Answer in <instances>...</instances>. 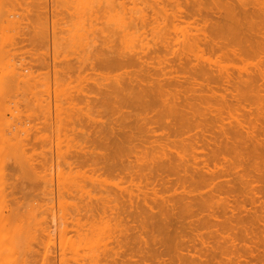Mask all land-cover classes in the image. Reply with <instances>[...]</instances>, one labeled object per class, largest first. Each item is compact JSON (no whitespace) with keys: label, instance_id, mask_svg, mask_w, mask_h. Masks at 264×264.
<instances>
[{"label":"rangeland","instance_id":"obj_1","mask_svg":"<svg viewBox=\"0 0 264 264\" xmlns=\"http://www.w3.org/2000/svg\"><path fill=\"white\" fill-rule=\"evenodd\" d=\"M107 1L0 0V264H264V0ZM235 119L259 146L245 126L234 141ZM18 157L30 168L13 169ZM72 212L90 239L117 233L82 243L95 262L60 260L64 225L77 242Z\"/></svg>","mask_w":264,"mask_h":264},{"label":"bare ground","instance_id":"obj_2","mask_svg":"<svg viewBox=\"0 0 264 264\" xmlns=\"http://www.w3.org/2000/svg\"><path fill=\"white\" fill-rule=\"evenodd\" d=\"M108 2H109V1L106 0V3H108ZM110 2H112V1H110ZM263 2H264V1H263ZM112 4H113V3H111V4L109 3V5H110V10H111V5H112ZM109 5H108V6H109ZM106 6H107V5H106ZM112 6H113V5H112ZM261 6H262V5H261ZM108 8H109V7H108ZM244 8H245V7H244ZM246 8H247V7H246ZM258 9H259V8H258ZM261 9H262V8H261ZM123 10H124V9H123ZM244 10H245V9H244ZM113 11H114V10H113ZM242 11H243V10H242ZM123 12H124V11H123ZM111 13H112V11H111ZM111 13H110V14H111ZM114 13L117 14V12H114ZM92 14H93V13H92ZM96 14H98V11L96 12ZM96 14H95V15H96ZM110 14H109V16H110ZM112 14H113V13H112ZM112 14H111V15H112ZM120 14L123 15L122 12H121ZM124 14H125V12H124ZM118 15H119V14H118ZM118 15H117V17H118ZM242 15H243V14H242ZM92 16H94V14H93ZM96 16H97V15H96ZM113 16H114V15H113ZM119 16H120V15H119ZM262 16H263V15H262ZM87 17H89V16H87ZM114 17H115V16H114ZM123 17H124V16H123ZM97 18H98V16H97ZM97 18H96V19H97ZM108 18H109V17H108ZM112 18H113V17H112ZM172 18H174V17H172ZM85 19H86V17H85ZM92 19H93V18H92ZM121 19H123V18H121ZM244 19H245V18H244ZM82 20H83V19H82ZM124 20H126L125 17H124ZM131 20H132V19H129V22H130ZM167 20H168V22H171V21L173 22V20H170V19H167ZM84 21H85V20H84ZM119 21H120V20H119ZM240 21H241V20H240ZM107 22L109 23V22H111V20H110V21H107ZM112 22H113L114 25L116 24V26H115L114 28L116 29V31L119 32V35H120V33H122V32H121V28H123L124 26L121 27V28H119V26H120L119 22H117V21H115L116 23H115L114 21H112ZM121 22H123V21H120V23H121ZM126 22H127V20H126ZM126 22H124L125 29H126L127 31H129V29H127V27H126V26H127V23H126ZM163 22H165V21L163 20ZM166 22H167V21H166ZM172 22H171V25H172ZM241 22H242V21H241ZM82 23H83V21H82ZM82 23H81V24H82ZM108 23H107V25H108ZM130 23H131V22H130ZM130 23H129V24H130ZM109 24H110V23H109ZM117 24H118V26H117ZM131 24H132V26H133L134 22L131 23ZM131 24L128 25V26H130V29H131ZM166 24H167V23H166ZM239 24H240V23H239ZM239 24L237 23V25H236V28H237V29H238V28L241 29L240 27H238ZM247 24H248V23H247ZM82 25L87 26L88 24L86 25V23H84V24H82ZM89 25H90V24H89ZM91 25H92V24H91ZM105 25H106V24H105ZM122 25H123V23H122ZM122 25H121V26H122ZM78 26H79V25H78ZM134 26H135V24H134ZM169 26H170V25H169ZM87 27H88V26H87ZM92 27H93V26H92ZM104 27H105V26H104ZM109 27L112 29V24L109 25ZM117 27L119 28L120 31L117 30ZM165 27H166V25H165ZM173 27H174V26H173ZM173 27H172V28H173ZM88 28H89V27H88ZM93 28H95V27H93ZM110 28H109V29H110ZM114 28H113V29H114ZM161 28H162V27H161ZM161 28H160V29H161ZM167 28H168V26H167ZM167 28H166V29H167ZM79 29H80V27H79ZM96 29L98 30V28H96ZM96 29H95V30H96ZM101 29H102V28H101ZM107 29H108V28H107ZM125 29H122V31H125ZM132 29H133V28H132ZM160 29L158 30V33H159ZM169 29H170V28H169ZM169 29H168L169 32H167L168 34L171 33V32H170L171 29H170V30H169ZM76 30H78V28H77ZM161 30H162V29H161ZM73 31H74V30H73ZM73 31H72V33H73ZM79 31H80V30L75 31V32H79ZM82 31H83V29H82ZM104 31H106V29H104ZM108 31H109V30H107L106 32H108ZM127 31H126V32H127ZM163 31H165V29H163ZM163 31H162V32H163ZM166 31H167V30H166ZM239 31H240V30H239ZM242 31H243V29H242ZM100 32H102V30H100ZM52 33H53V32H52ZM172 33H173V31H172ZM240 33H241V32H240ZM73 34H75L74 36H77V35L79 36V33H78V34H77V33H73ZM73 34H72V35H73ZM80 34H81V33H80ZM83 34H84V33H83ZM109 34H110V33H109ZM122 34H123V33H122ZM124 34H126V33L124 32ZM127 34H128V35H126V36H129V37H130V33L127 32ZM159 34H160V33H159ZM168 34H167V35H168ZM72 35H71V36H72ZM114 35H115V34H114ZM160 35H161V34H160ZM162 35H163V37L165 38L164 40L168 39V38L165 37V33H164V32L162 33ZM69 36H70V35L67 34V39H68ZM71 36H70V37H71ZM82 36H83V35H82ZM82 36L79 37L80 40H82L83 38H85V37L82 38ZM90 36H91V35H90ZM107 36H108V35H107ZM111 36H112V35H111ZM62 37H63V36H61V39H63ZM86 37H87V35H86ZM112 37H113V36H112ZM160 37H162V36H160ZM160 37H159L158 39H160ZM168 37H169V36H168ZM50 38H53V36H51ZM57 38H58V37H56V39H57ZM64 38H66V37H64ZM71 38L73 39V41H74V39H77L76 37H75V38H74V37H71ZM71 38H70V39H71ZM81 38H82V39H81ZM92 38H93V37H92ZM92 38H91V39H92ZM118 38H119V37H118ZM127 38H128V37H127ZM173 38H174V37H173ZM188 38H189V37H188ZM79 39H78V40H79ZM87 39H89V37H87ZM87 39H86V40H87ZM91 39H89V40H91ZM97 39H98V38H97ZM115 39H116V37H115ZM119 39H120V38H119ZM119 39H118V40H119ZM121 39H122V38H121ZM125 39H126V37H125ZM170 39L172 40V38H170ZM192 39H193V38H192ZM192 39H190V38L187 39V40H191L190 48H191V45H193V43H194V41H193ZM89 40L86 41V42H89ZM100 40H101V39H100ZM110 40H111V39H110ZM110 40H109V41H110ZM128 40H129V39H128ZM160 40H161V42L164 41L163 38H161ZM171 40H170V41H171ZM187 40H185V44H183V45L186 46V42H187ZM57 41H58V40H57ZM59 41H60V40H59ZM59 41H58V43H60ZM61 41H62V40H61ZM71 41H72V40H71ZM82 41H83V40H82ZM82 41H80V43H82ZM104 41H105V39H104ZM104 41H103V42H104ZM119 41H120V40H119ZM123 41H124V40H123ZM123 41H122V42H123ZM62 42H63V41H62ZM75 42H76V41H75ZM86 42H85V43H86ZM93 42H94V41H93ZM103 42H102V43H103ZM105 42H106V41H105ZM111 42H112V41H111ZM124 42H125V41H124ZM192 42H193V43H192ZM196 42H197V41H196ZM83 43H84V41H83ZM108 43H109V42H108ZM166 43H167V41H166ZM182 43H183V40H182ZM188 43H190V42L188 41ZM197 43H198V42H197ZM60 44H61V43H60ZM66 44H67V43H66ZM73 44H74V42H73ZM73 44H72V47H74V45L78 44V42H77L76 44H74V45H73ZM88 44H89V43H87V46L89 47ZM106 44H107V43H106ZM58 45H59V44H58ZM61 45H65V44L62 43ZM61 45H60V47H61ZM68 45H69V44H68ZM83 45H84V47L86 46V44H83ZM83 45H82V46H81V45H77V46H80V48L82 47L81 50L84 49V50L86 51V49L83 47ZM195 45H198V44L195 43ZM195 45H193V46H195ZM187 46H188V44H187ZM193 46H192V47H193ZM212 46H213V45H212ZM212 46H210V47H212ZM56 47H57V46H56ZM66 47H67V45H66ZM66 47H65V48H66ZM70 47H71V46H70ZM195 47H196V46H195ZM67 48H68V47H67ZM67 48H66V50H68ZM74 48H76V47H74ZM77 48H78V47H77ZM77 48H76V49H77ZM86 48H87V47H86ZM188 48H189V47H188ZM212 48H214V46H213ZM216 48H217V46H216ZM56 49H57V48H56ZM61 49H62V48H61ZM63 49H64V47H63ZM87 49H88V48H87ZM58 50H59V49H58ZM58 50H57V51H58ZM79 50H80V49H79ZM84 50H83V52H84ZM63 51H64V50H61V52H63ZM87 51H88V50H87ZM65 52H66V51H65ZM65 52H64V54L66 55L67 53H65ZM73 52H74V51H73ZM78 52H79V51H78ZM128 52H130V50H129ZM131 52H132V51H131ZM56 53H57V52H56ZM75 53H76V51H75ZM86 53H87V52H86ZM133 53H134V52H133ZM79 54H80V53H79ZM53 55H54V54H53ZM55 55L58 56V54H55ZM65 55H63V56H65ZM76 55H78V54H76ZM80 55H81V54H80ZM59 56H60V55H59ZM77 57H78V56H77ZM79 57H80V56H79ZM79 57H78V58H79ZM82 57H83V58H82ZM67 58H68V57H67ZM78 58H76V59H78ZM84 58H85L84 56H81V59L84 60ZM59 59H60V57H59ZM63 59H64V57H63ZM54 60H56V59L54 58ZM61 60H62V58H61ZM61 60H60L59 62H63V61H61ZM83 60H82V61H83ZM130 62H131V61H130ZM67 63H68V60H67ZM64 64H65V63H63V65H64ZM127 64H128V63H127ZM64 66H65V65H64ZM68 66H69V64L67 65V67H68ZM67 67H65V68L67 69ZM69 68H70V67H69ZM68 70H69V69H68ZM68 70H67V71H68ZM200 72H201L200 74H201V75L203 74L202 76L204 77L205 74L203 73V71L200 70ZM210 72H211V71H210ZM6 74H7V73H6ZM207 74H208V73H206V75H207ZM7 75H8V74H7ZM7 75H6V76H7ZM202 76H201V77H202ZM207 76H208V75H207ZM222 78H223V77H222ZM224 78H225V77H224ZM226 78H228V77L226 76ZM225 82H226V81H225ZM59 85H60V84H59ZM48 86H49V85H48ZM48 86H47V87H48ZM55 86H56V85H55ZM116 86H117V85H116ZM119 86H120V85H118L117 88H119ZM159 86H161V85H159ZM114 87H115V86H114ZM150 87H151V86H150ZM48 88H49V87H48ZM56 88H57V86H56ZM66 88H69V87H66ZM128 88H130V87H128ZM135 88H136V87H135ZM135 88H134L133 91H136L138 87L136 88V90H135ZM139 88H140V87H139ZM142 88H143V87H142ZM155 88H156V87H155ZM155 88H154V90L152 89V92L155 91L156 93H154V94L152 93V94H153L154 96H155V95L159 96L160 94L158 93L157 90H160L161 88L159 89V88L157 87L156 90H155ZM46 89H47V88H46ZM53 89H54V87H53ZM61 89H63V93H64V88H61ZM113 89L116 90V91L118 90V89H116V88H113ZM113 89H111V90H113ZM121 89H122V88H121ZM143 89H144V88H143ZM148 89H149V88H148ZM54 90H55V89H54ZM56 90H58V89H56ZM59 90H60V89H59ZM122 90H123V89H122ZM140 90H141V88H140ZM150 90H151V89H150ZM49 91H50V89H47V92H49ZM138 91H139V89H138ZM145 91H146L147 93H143L144 91H143V92L141 91V94H142V95L139 94V93H137V91L134 92V93H130V94H131V95L133 94V95L136 97L135 100H137V99H141V98L143 99V96H144V97L147 96L148 98H149L150 96H152V94H150L151 91L149 92V91H147L146 89H145ZM52 92H54V91H52ZM55 92H56V91H55ZM66 92H67V91H66ZM66 92H65V95L68 96V95L66 94ZM111 92L113 93L114 91H111ZM159 92H160V91H159ZM50 93H51V92H50ZM57 93H58V92H57ZM59 93H60V91H59ZM70 93H71V92H70ZM60 94H62V92H61ZM60 94L58 95L59 97H60ZM115 94H117V93H114V95H115ZM121 94H123V93H121ZM147 94H149L150 96L147 95ZM52 95H53V93H52ZM54 95H55V94H54ZM111 95H113V94H111ZM61 96H63V94H62ZM66 96H64V97H66ZM54 97H55V96H54ZM59 97H57V99H58ZM71 97H72V96H71ZM127 97H128V95H127ZM132 97H133V96H132ZM147 97H146V98H147ZM60 98H61V97H60ZM60 98H59V99H60ZM72 98L74 99V97H72ZM68 99H70V97H69ZM132 99H133V98H132ZM144 99H145V98H144ZM71 100H72V99H71ZM71 100H70V101H71ZM150 100H151V99H150ZM137 101H138V100H137ZM148 101H149V100H148ZM148 101H147V102H148ZM149 102H150V101H149ZM141 103H142V102H141ZM56 107H58V106H56ZM174 107H175V106H173V108H174ZM58 108H59V107H58ZM58 108H57V110H56L55 113H57V111L60 109V108H59V109H58ZM175 108H176V107H175ZM261 108H262V107H260V109H261ZM257 110H259V108H258ZM261 110H262V109H261ZM47 111H48V110H47ZM59 111H60V110H59ZM59 111H58V113H59ZM171 111H172V110H170V111L167 112V110H166L167 114H168V113L170 114ZM173 112H174V111H173ZM258 112L260 113V111H258ZM176 113H177V112H175L174 114H176ZM261 113H262V111H261ZM169 114H168V115H169ZM171 114H172V112H171ZM63 115H64V114H63ZM168 115H167V116H168ZM55 116H56V115H55ZM67 116H68V115H67ZM69 116H70V115H69ZM69 116H68V118H69L68 120L70 121V118H71V117H69ZM72 116H74V115L72 114ZM172 116H174V115L172 114ZM179 116H180V114H179ZM0 117H2V113H0ZM61 117H62V116H61ZM61 117H59V118L61 119ZM65 117H66V116H65ZM77 117L80 118L78 115H76V116H75V119H76ZM176 117H177V116H176ZM56 118H57V120H60V119H58V117H56ZM66 118H67V117H66ZM71 119H72V118H71ZM184 119H185V118H184ZM61 120H63V119H61ZM68 120H66V121H68ZM180 120H181V119H180ZM64 121H65V120H64ZM64 121H63V122H64ZM69 121H68V122H69ZM72 121H74V120L72 119ZM77 121H78V120H77ZM77 121H74V122H77ZM182 121H183V120H181V122H182ZM242 121H243V120H242ZM58 122H59V121H57L56 123H57V125L59 126ZM70 122H71V121H70ZM183 122H184V121H183ZM186 122H187V120H186ZM234 122H236L235 124H237V125H234V126H232L231 128H233V127H235V126H238V127L235 129V131H231V132H233L232 134H233V136H234V141L239 140V141H237V142H240L241 135H242V137H243V136H245V134L240 133L241 131H240L239 129H240L242 126L244 127V126H245V123H244V122H240V119H235ZM56 123H55V124H56ZM64 123H65V122H64ZM64 123H63V124H64ZM79 123H80V121H79ZM184 123H185V122H184ZM242 123H243V125H242ZM66 124H67V122H66ZM66 124H65V127H66ZM68 124H71V125H69V126H73V122L68 123ZM77 124H78V122H77ZM249 125H250V124H249ZM249 125H248V126H249ZM60 127H61V126H60ZM65 127H62V128H65ZM239 127H240V128H239ZM243 127H242V128H243ZM248 128H250V129L253 130L254 126L252 125V126H250V127H248ZM248 128H246V126L244 127V129H246V130H247ZM250 129H248L247 131L245 130L244 133L247 132L246 135H248L247 138L250 139V142H251V141H252V142H255V139H256V138H255V135H250V134H253V133H251V130H250ZM232 130H233V129H232ZM237 130H238L239 132H237ZM249 130H250V132H248ZM242 131H243V129H242ZM226 132H227V131H226ZM226 132H224V131L221 129V133H222V135H223V138H224V133H226ZM252 132H254V130H253ZM240 134H241V135H240ZM233 136H232V138H233ZM225 137H226V136H225ZM228 137H229V136H228ZM241 139H242V138H241ZM230 140H231V139H230ZM227 141H229L228 138H227ZM227 141H226V139H225L224 142H225V143H228ZM231 141H233V139H232ZM234 141H233V143H234ZM252 142H251V143H252ZM256 142H259V141H257V139H256ZM233 143H232V144H233ZM240 143H241V142H240ZM240 143H239V144H240ZM230 144H231V143H230ZM235 144H236V146L238 147V145H237L238 143H234V146H235ZM252 144H253V143H252ZM252 144H250V145H252ZM257 144H260V143H254V144H253V147H255V146L257 147V146H259V145H257ZM254 145H255V146H254ZM230 146H231V149L233 150V147H232L233 145H230ZM227 147H228V146H227ZM192 148H193V149H196L195 147H192ZM225 148H226V147H225ZM228 149L231 150L230 147H229ZM234 149H235V148H234ZM236 149H237V148H236ZM253 149H254L253 152H255V148H253ZM232 150H231V151H232ZM251 150H252V149H251ZM251 150H249V152H251ZM258 150H259V148H258ZM258 150H257V151H258ZM235 151H236V150H235ZM235 151H234V152H235ZM239 151H240V150H239ZM239 151H238V152H239ZM236 153H237V152H235V154H236ZM61 154H62V153H60V154L58 153V154H56V155H61ZM63 154H65V153H63ZM66 154H67V153H66ZM66 154H65V156H66ZM251 154H252V153H251ZM254 154H255V153H254ZM67 155H68V154H67ZM190 155H191V154H190ZM237 155L239 156V154H237ZM237 155H236V156H237ZM63 156H64V155H61V157H63ZM248 156H250V155H248ZM251 156H252V159L254 160V155H251ZM251 156H250V158H251ZM255 156H256V155H255ZM257 156H259V155H257ZM257 156H256V157H257ZM69 157H70V156H69ZM256 157H255V160L258 159V157H257V159H256ZM191 158H192L193 162L196 160L195 155H192ZM236 158H237V157H236ZM26 159H27V158H26ZM26 159H25L24 157H23V158H22V157H18V158H16L15 161H14V163H13V169H16V170H19V171H23V170H25L26 168H30V165H29L30 163L28 162L29 160H28V159L26 160ZM58 159H61V158H58ZM68 159H69V158H68ZM66 160H67V159H66ZM61 161L64 163L63 160H61ZM167 162H168V161H167ZM253 162H254V161H253ZM67 163L69 164V162H67ZM231 163H233V162H231ZM169 164H170V163H169ZM169 164H168V165H169ZM254 164H255V163H254ZM65 165H66V163H65ZM256 165H257V164H256ZM163 166H164V165H163ZM181 166H182V165H181ZM50 167H51V166H50ZM67 167H68V165H67ZM176 167H178V166H176ZM185 167H186V166H185ZM203 167H204L205 171L208 170V166H206V164H204ZM146 168L148 169V168H151V167H146ZM182 168H183V167H182ZM254 168H255V167H254ZM52 169H53V168H52ZM147 169H146V170H147ZM176 169H177V168H176ZM50 170H51V168H50ZM59 170H60V169H59ZM59 170H58V171H59ZM150 170H152V168H151ZM183 170H185V169H183ZM256 170H257V169H256ZM25 171H26V170H25ZM56 171H57V169H56ZM147 171H149V170H147ZM203 171H204V170H203ZM209 171H210V168H209ZM258 171H259V170H258ZM51 172H52V171H51ZM149 172H150V171H149ZM185 172H186V171H185ZM210 172L212 173V171H210ZM49 173H50V172H49ZM59 173H60V172L57 173L58 176H59ZM205 173H209V172H205ZM46 174H47V172H46ZM52 174H53V173H52ZM60 174H61V176H60L61 179H63L64 177L66 178L65 175H64V177H63V175H62V171H61ZM63 174H64V173H63ZM44 176H45V175H44ZM69 176H71V175L69 174ZM60 177H59V178H60ZM72 177H73V176H72ZM77 177H78V176H77ZM47 178H48V177H47ZM49 178H50V177H49ZM51 178H52V177H51ZM57 178H58V177H57ZM59 178H58V179H59ZM67 178H68V176H67ZM73 178H75V176H74ZM84 178H85V177H84ZM66 180H67V179H66ZM49 181L52 182L51 180H49ZM49 181H47L48 184H50ZM58 181L63 182V181L60 180V179H59ZM70 181H71V182H70ZM70 181H69V182L72 183V186H70V187L68 186V184L66 185V183H65V185L68 186V187L70 188V189L68 188V191H67L66 186L63 184L64 189L67 191V192H66V191H63V193H64V192H66V193H70V192H71L70 190L73 191V188H72V187H75V186H73V183H75V182H73L71 179H70ZM78 181L80 182L81 180H77L76 182H78ZM82 181H83V178H82ZM79 182H78L79 185L76 186V187H78V188H80V186H83L84 183L86 182V180L83 181L84 183L82 182L83 185H81ZM70 183H69V184H70ZM87 183H88V181H87ZM87 183H86V186L84 185V187H83L85 190H84L83 188H81V189H83V190L85 191V193H87V191H86V189H87L86 187H88V186H87ZM92 183H93V182H92ZM60 184H61V183H60ZM76 184H77V183H76ZM50 186H52V185L50 184ZM57 187H58V188H57L58 190H59V189H60V190L62 189L61 185L59 186V182H58V184H57ZM59 187H60V188H59ZM91 187L94 188V189L96 188V186H95V185H92V184H91ZM48 189H50V188H48ZM64 189H63V190H64ZM78 190H79V189H77V190L75 191V188H74V191H75L76 193L79 192V194H81V193L83 192V191L80 192V191H78ZM88 190H89V189H88ZM91 190H92V189H91ZM69 191H70V192H69ZM77 191H78V192H77ZM89 191H90V190H89ZM89 191H88V194H89ZM59 192H60V191H59ZM59 192H58V193H59ZM60 193L62 194V191H61ZM72 193H73V192H72ZM85 193H83V194H85ZM90 193L92 194V192H90ZM83 194H81V195L83 196ZM64 195H65V194H64ZM66 195H67V194H66ZM66 195H65V197L67 198V196H68L69 194H68L67 196H66ZM71 195H72V194L70 193V196H71ZM73 195H75V193H74ZM85 195L87 196V194H85ZM89 195H90V194H89ZM154 195H155V194H154ZM61 197H62V196H61ZM68 197H69V196H68ZM87 197H88V196H87ZM63 198H64V196H63ZM91 198H92V197H91ZM91 198H90V199H91ZM87 199H88V198H87ZM90 199H89V200H90ZM202 201H204V200H202ZM205 201H206V200H205ZM65 203H67L66 200H64V204H65ZM207 203H208V202L206 201L205 204H207ZM62 205H63V202L61 203V206H62ZM201 205H202V204H201ZM68 206H69V203H68ZM70 206H74V205L70 204ZM64 208H65V207H64ZM71 208H72V207H70V209H71ZM60 209H61V207H60ZM65 209H66V208H65ZM70 209H69V210H70ZM66 210H67V209H66ZM88 210H90V209H88ZM67 211H68V210H67ZM60 212H63V208L61 209ZM66 213H67V212H66ZM69 213H70V212H69ZM72 213L74 214V212H72ZM75 214H76L75 217H74V216H71L72 214L69 215V216H70V217H69V220H67L68 218H67V219H64V217H62L63 215H60V214H59L60 216H58V219H59L60 225H58L57 228H58L59 226H62V227H63V225L65 224V221H66V220H67V221H70V222H72V220H74V221L72 222V224H74L73 226H74V227L76 226L75 228H77V232L75 231V233H78V234H76V235H75L76 237H74V239L77 238V242L74 241L72 238H70L71 241H74V242H71L70 239H69V237H68V240H69V241H66V240H65V237H66V239H67V232L64 231V230H66V225H64L65 228L63 227V228L60 229V231H58V234H59V236L61 237L60 239L58 238V239H59L58 241L60 242V243H59V251H61V252H60V253H61L60 260L63 259V258H62V257H63L62 255H63L64 253H66V254L68 255V251H70L71 254L73 253L72 255H75V256H73V259H71L72 257H70L71 261L69 260V258H68V260H66V261L69 262V263L72 262V261L75 262V260H76V262L80 261V259H81L80 257H81V256L79 257V255H82V252H84V253H88V252H87L88 250L85 251V250L87 249V247H86V249H85V247L82 246V243L84 244V242H85V243H86V242H89V241H88V239H89V240H91V241H90V242H91V245H90V244H87V243H86V244H87V245H90L89 247H91V246L94 245V246L92 247L93 249L95 248V243H96V248H97L99 245L104 244V243H105V244H104V246H105V245H107L108 243H111V242H107L108 239H106V235H108L107 237L109 238L111 235H114V234H112V233L115 232V231H114L115 229H114L113 232H112V230H109V233L111 232L110 235H109L108 232H105V233H108V234L101 233L102 235L105 234V235H103V236H105V238H104L101 234H99V236L101 235V236L99 237V236H98V232H100V231L103 232L107 227H106L105 229L103 228V227H105V226H103L102 228L100 227L101 230H99L100 228H97V227L94 228V229L92 228L94 231H95V229H96L97 234L94 233L93 231H91V233L93 232L92 236H93L94 238L91 236L92 238L90 239V238H89L90 235H88V233H90V232H89L90 230H85V229H83V230L86 231V232H85V231H84V232H85L87 235L85 236V234H83V230H82V228L85 227V225H83L84 223H82V220H80V219H82V218L80 217V215L77 214V213H75ZM75 214H74V215H75ZM64 215H65V214H64ZM67 215H68V214H67ZM77 215H78V217H77ZM59 217H60V218H59ZM71 217H72V218H71ZM73 217H74V218H73ZM79 217H80V218H79ZM61 218H62V220H60ZM65 218H66V217H65ZM70 218H71V219H70ZM58 219H57V220H58ZM34 220H35V219H34ZM52 220H53V217H52ZM50 221H51V220H47V222H50ZM67 221H66V223H67ZM80 221H81V222H80ZM41 222H42V221H41ZM61 222H62L63 224H62ZM45 223H46V222H45ZM51 223H53V221H52ZM81 223H82V224H81ZM57 224H58V221H57ZM61 224H62V225H61ZM45 225L47 226V227H44L45 235L47 234V236H49V235L53 234V233H51V230H50V232H49V228H50L49 226H51L50 223H49V225H48L47 223H46ZM82 225H83V227H82ZM38 227H39V226H38ZM51 227H52V226H51ZM50 229H51V228H50ZM58 229H59V228H58ZM79 229L82 230L81 233L78 232V231H80ZM92 229H91V230H92ZM103 229H104V230H103ZM107 229H109V228H107ZM107 229H106V230H107ZM110 229H112V228H110ZM52 230H53V229H52ZM106 230H105V231H106ZM52 232H53V231H52ZM64 232H66V233H64ZM116 232H117V231H116ZM94 234H95V235H94ZM64 235H65V236H64ZM77 235H78V236H77ZM82 235H83V236H82ZM115 235H117V233H116ZM115 235H114V236H115ZM119 235H120V234H119ZM47 236H46V240H47ZM63 236H64V237H63ZM87 236H88V237H87ZM95 236H96V238L98 237L97 240L95 239ZM114 236H112L113 239L115 238ZM49 237H50V236H49ZM49 237H48V241H46V242H48V243H49V241L52 242V240H50V239L53 238L54 236H53V237L51 236L50 239H49ZM101 237H103V238H101ZM116 237H117V236H116ZM63 238H64V242H63ZM99 238H100V239H99ZM39 239H40V238H39ZM53 239H54V238H53ZM102 239H103V241H100V240H102ZM104 239H106V242H104V241H105ZM110 239H111V238H110ZM37 240H38V239H37ZM61 240H62V242H61ZM95 240H96V241H95ZM38 241H39V240H38ZM94 241H95V243H94ZM112 241H114V240H112ZM66 242H67V243H66ZM90 242H89V243H90ZM98 242H99V243H98ZM103 242H104V243H103ZM106 243H107V244H106ZM45 244H46V243H45ZM60 244H61L62 246H61ZM98 244H99V245H98ZM48 245H50V244H48ZM64 245H65V246H64ZM108 245H109V244H108ZM108 245H107V246H108ZM110 245H111V244H110ZM41 246H42V245H41ZM60 246H61V249H60ZM104 246H102V247L100 248V250L102 249V253H103V254H104L105 251H106V252L108 251V250L104 249ZM107 246H106V247H107ZM48 247H49V246H48ZM48 247H47V249H48ZM82 247H83V248H82ZM43 248H44V247H43ZM111 248H112V247H111ZM111 248H110V249H111ZM81 249H82V252H81V254H79L80 251H81ZM83 249H85V250L83 251ZM93 249H92V251H93ZM103 249H104L105 251H104ZM108 249H109V248H108ZM45 250H46V249H45ZM65 250H66V251L68 250V251L66 252ZM79 250H80V251H79ZM89 250L91 251V249H89ZM78 251H79V252H78ZM97 251H98V250H97ZM103 251H104V252H103ZM45 252H46V251H45ZM62 252H63V253H62ZM70 252H69V254H70ZM77 252H78V253H77ZM98 252H99V254L101 255V257H103L102 253H101L100 251H98ZM109 252H110V251H108V253H109ZM71 254H70V255H71ZM76 254H78V256H77ZM89 254H90V253H89ZM97 254H98V253H97ZM99 254H98L97 256H100ZM72 255H71V256H72ZM93 255H94V254H93ZM93 255H92V257H89V258H88V257H85V255L83 254V255H82V259H83V260H85V259L87 260V258H88V259L90 260V259L92 258V260H93V259H94V258H93V257H94ZM95 255H96V254H95ZM64 256H65V255H64ZM88 256H91V254L88 255ZM78 257H79L80 259H77ZM104 257H105V256H104ZM104 257H103V258H104ZM64 258H66V256H65ZM74 258H75V259H74ZM97 259H98V258H97ZM99 259H100V260H103L102 258H99ZM99 259H98V260H99ZM104 259H105V258H104ZM83 260H82L81 262H85V261H83ZM100 260L98 261V263L101 262ZM62 261H64V259H63ZM66 261H65V262H66ZM87 261H88V260H87ZM87 261H86L85 263H83V264H86V263H88V262H89V263L91 262V260L88 261V262H87ZM95 261H96V257H95ZM95 261L93 260V262H95ZM96 263H97V262H95V263H93V264H96ZM98 263H97V264H98ZM61 264H62V262H61ZM64 264H65V263H64ZM72 264H73V263H72ZM75 264H76V263H75ZM80 264H81V263H80ZM90 264H92V263H90ZM100 264H101V263H100Z\"/></svg>","mask_w":264,"mask_h":264}]
</instances>
